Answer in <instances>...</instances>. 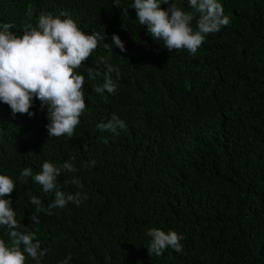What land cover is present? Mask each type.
Masks as SVG:
<instances>
[{
  "label": "trees",
  "instance_id": "1",
  "mask_svg": "<svg viewBox=\"0 0 264 264\" xmlns=\"http://www.w3.org/2000/svg\"><path fill=\"white\" fill-rule=\"evenodd\" d=\"M174 2L192 11L188 0L161 7ZM219 2L230 24L191 55L153 39L134 0H118L119 7L113 0H0V24L11 23L16 35L37 27L42 13L104 35L76 70L85 77L86 110L71 138L48 136L47 107L38 99L33 116L13 115L0 102V175L15 183L4 199L12 201L19 230L35 232L47 250L40 264L69 255L68 264H264V0ZM113 34L126 51L104 47ZM107 64L119 72L108 73ZM106 75L116 91L96 93ZM113 114L126 125L119 134L97 127ZM45 161L74 165L57 184L81 200L39 213L35 224L31 198L47 208L54 192L20 173L36 174ZM153 227L181 234L183 250L150 256L146 232ZM0 239L9 243L6 227ZM26 264L36 261L27 257Z\"/></svg>",
  "mask_w": 264,
  "mask_h": 264
},
{
  "label": "clouds",
  "instance_id": "2",
  "mask_svg": "<svg viewBox=\"0 0 264 264\" xmlns=\"http://www.w3.org/2000/svg\"><path fill=\"white\" fill-rule=\"evenodd\" d=\"M188 2L192 11L177 7L175 2L167 10L163 9L161 5L169 4L170 0H134L131 8L135 9L139 24L147 28L153 39L163 41L169 52L186 50L195 55L209 34L218 33L231 21L219 0ZM113 3L119 7L118 0H113ZM123 12H128V8H124ZM194 19L195 30L192 27ZM13 27L11 23L0 24V102L10 107L13 115L33 116L35 113L30 109L33 99H38L42 109L47 107L50 120L46 126L48 136L71 138L86 110L85 77L76 70L84 66L100 41L104 40V35L87 34L71 17H53L50 13H42L38 18V26L29 25L22 36L10 31ZM110 45H115L121 52L126 51L124 43L116 34L112 36V44L104 43L105 48ZM106 67L108 73L113 70L119 72L118 68L113 69L110 64ZM94 73L93 68L87 69L90 80L95 79ZM94 91L101 94L107 91L111 94L116 91V84L106 75L103 85L95 87ZM97 127L101 131L119 134L118 129H124L126 125L118 115L113 114L107 123H100ZM94 164L95 161L90 162V165ZM62 170L76 171L70 161L61 167L45 161L42 170L36 174H33L31 168L21 171V179L31 177L42 186L44 193L54 192V200L47 208L39 198H31L30 203L36 206V214L30 216L33 223H40L38 214L41 212L51 214L52 209H62L69 202L77 205L80 203L79 192L66 195L60 190L57 177ZM73 182L80 185V181L75 178ZM14 188L13 179L0 175V227L7 228L9 238V243L0 239V264H26L27 257L40 264V258L46 255L47 250H41V242L35 232L19 230L22 225L16 219L11 207L12 201L4 199L10 196ZM146 235L151 238L147 247L150 256L160 257L168 248L177 253L183 250L181 241L184 237L176 231L165 232L153 227L147 230ZM70 259L69 255L61 264H68Z\"/></svg>",
  "mask_w": 264,
  "mask_h": 264
}]
</instances>
